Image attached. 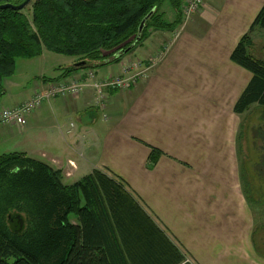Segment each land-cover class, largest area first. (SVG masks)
<instances>
[{
    "label": "crops",
    "instance_id": "obj_1",
    "mask_svg": "<svg viewBox=\"0 0 264 264\" xmlns=\"http://www.w3.org/2000/svg\"><path fill=\"white\" fill-rule=\"evenodd\" d=\"M203 2L177 33L147 32L136 53L143 62L158 56L133 89L108 92L104 111L92 105L94 92L84 89L45 102L26 117L25 127L31 118L44 129L0 123V141H24L26 151L14 153L59 171L65 186L93 171L123 183L182 264H264L255 237L264 224L259 214L264 200L252 196L264 180L257 182L263 177L257 164H249L262 155L246 156L244 164L242 114L234 111L251 74L230 60L242 36L264 31L249 33L264 0ZM160 12L165 16L164 6ZM76 61L64 62L51 79L23 87L11 101L5 90L0 109L26 102L49 81L81 77L82 69L61 76ZM98 70L92 72L97 79L110 75L98 77ZM78 114L84 115L73 123ZM152 150L160 155L150 164Z\"/></svg>",
    "mask_w": 264,
    "mask_h": 264
},
{
    "label": "trees",
    "instance_id": "obj_2",
    "mask_svg": "<svg viewBox=\"0 0 264 264\" xmlns=\"http://www.w3.org/2000/svg\"><path fill=\"white\" fill-rule=\"evenodd\" d=\"M23 1L0 0V5ZM165 1L175 14L172 22L160 12ZM182 1L32 0L30 19L24 9L1 10L0 98L3 81L14 74L18 59H34L45 50L87 62L86 67L68 68L64 77L117 61L150 29L173 31L180 25ZM149 14L138 42L130 48L141 20ZM254 28L264 30V3L249 33ZM251 45L245 34L230 54L234 64L251 74L234 111L243 114L255 105L264 120V59L247 53ZM159 155L152 150L149 163ZM16 214L24 221L21 230L13 218ZM0 264H182V259L123 183L93 171L65 186L59 171L23 153H8L0 155Z\"/></svg>",
    "mask_w": 264,
    "mask_h": 264
},
{
    "label": "rangeland",
    "instance_id": "obj_3",
    "mask_svg": "<svg viewBox=\"0 0 264 264\" xmlns=\"http://www.w3.org/2000/svg\"><path fill=\"white\" fill-rule=\"evenodd\" d=\"M183 1L181 3V6L183 4ZM203 3H202V5H203ZM163 6H164V12L166 13L164 16V20L167 22L173 21L174 13H173V10H172L170 4L167 1H165L162 4V7ZM181 6H180V9H181ZM23 12H24L25 16L28 17V19H30V7L27 6L23 10ZM195 13H197V12H195ZM181 14H182V10H181ZM194 14H192V16L189 19H182L180 25H178L173 31H175L177 28H179L177 30V31H179L184 26H186V24L191 20V18H193ZM177 31H175V32L177 33ZM251 38L256 44H255L254 49H252L250 46L247 47V49H249V54L253 55V57H255L257 59H264V31L252 32ZM251 38L249 37L250 40H251ZM137 47L138 46H136L132 51L128 52L127 54H124L117 61H112V62L105 64V65H99L98 67L93 68L92 70H89L88 68L82 69L84 71L83 74H85L86 72H89V71L95 72L99 68L100 70H98V77L100 75L105 77L106 74H110L109 76L115 77L116 73L119 74L122 71L121 70L122 69L121 63H122V65H125L128 62H134L136 60L143 62L142 58H140L142 56L141 55L139 56L136 53ZM134 54H137V56H139V58L138 57L136 58ZM157 56H158V54L153 55L152 59H154ZM70 59H75V58L53 54V53H50L48 51H45L44 55H42L41 57H36L34 59H30V60L18 59L15 62L14 74L10 78L5 79L8 81L7 88L6 89L3 88V92L5 90H7L6 91V94H7L6 100L11 101V100L15 99L19 95L18 93L21 91V89L25 86L26 87L35 86L37 84V82L39 81L40 77H45L48 79L55 77L56 75H58L57 70L59 69V66L63 65L64 62H66L67 60H70ZM83 74H82V76H84ZM135 86L136 85L130 86L128 91L133 89ZM115 91H117V90H115ZM97 109H99V108H97ZM104 110H105V107H104L103 111ZM59 115H60V113L57 114V117ZM83 115L84 114H82V115L78 114L77 116H74L72 118V120H73L72 122L78 124L77 118H80ZM261 115H262L261 110L255 105H253L248 110H246L242 114V126L243 127H242V132H241L242 147H243L242 157H243L244 164H248V161L245 158L246 156H248V157L249 156H255L256 154L262 155V157H258V159L255 162H254L255 159L254 160L252 159L249 162L250 165L257 164L259 176L263 177L262 179L257 180V182H259V183H260V181L264 180V141H262L259 138V136H260L262 139H264V135H262L264 133V120H263V117H261ZM48 116H49V113H48ZM50 117H51V115H50ZM68 119H66V122L68 121ZM30 123H31V127H33V128H38V129H44L45 128V126L41 123L39 125H37L36 122H32L31 118L28 120L27 126L26 127L24 126V127L25 128L29 127ZM9 126H14V125H9ZM23 136H25V134H23ZM19 140H20L19 138H16V139H7V141H0V155L8 154V153H14V152H22L24 150L26 151L25 142L23 141V142L18 143ZM250 140L252 142H255V143L253 145H251ZM255 148H257V150ZM79 179H80L79 177L78 178H72L71 180L65 182V184L71 185L73 182L78 181ZM259 187L257 186L255 188H259ZM256 191H257V193L256 194L252 193V196H254L256 201H258L260 203V201L262 202L264 200V186H262L261 189H256ZM261 209H263V210H261ZM259 214L262 215V216H260V218L264 221V207L263 206H261ZM69 217H70L69 220L71 223L76 222L75 216L70 215ZM257 233L258 234H256L255 237H256L257 245H258V252H260L262 254V253H264V224H261L260 226H258Z\"/></svg>",
    "mask_w": 264,
    "mask_h": 264
},
{
    "label": "built area",
    "instance_id": "obj_4",
    "mask_svg": "<svg viewBox=\"0 0 264 264\" xmlns=\"http://www.w3.org/2000/svg\"><path fill=\"white\" fill-rule=\"evenodd\" d=\"M203 0H184L181 6L182 19H189L192 14L198 12ZM153 60L141 62L136 60L122 65V71L115 77L107 76L103 79L92 80V71L86 72L85 76L73 77L67 81L50 82L46 87L36 92L29 100L13 108L0 109V123L3 125H14L22 127L25 125L26 117L40 106L55 98L77 96L84 89H91L95 98L92 105L104 109L107 93L113 90L128 91L130 86L146 77ZM92 70V69H89ZM103 116L104 112H103Z\"/></svg>",
    "mask_w": 264,
    "mask_h": 264
},
{
    "label": "water",
    "instance_id": "obj_5",
    "mask_svg": "<svg viewBox=\"0 0 264 264\" xmlns=\"http://www.w3.org/2000/svg\"><path fill=\"white\" fill-rule=\"evenodd\" d=\"M32 0H24L22 3L20 4H3V5H0V11L1 10H5V9H11L13 11H22L23 9H25L30 3H31ZM150 16L147 15L144 19L141 20L139 26H138V33H137V37L135 39V41L130 45V48H132L139 40V35L141 33V31L143 30V27H144V23L145 21L147 20V18ZM87 66V62L86 61H81V62H76L74 64V67L75 68H82V67H86ZM16 221V226L18 227V230H21L23 228V224H24V221L22 219V217L20 215H14L13 217Z\"/></svg>",
    "mask_w": 264,
    "mask_h": 264
},
{
    "label": "bare ground",
    "instance_id": "obj_6",
    "mask_svg": "<svg viewBox=\"0 0 264 264\" xmlns=\"http://www.w3.org/2000/svg\"><path fill=\"white\" fill-rule=\"evenodd\" d=\"M93 74V73H92ZM92 80H98L95 76H94V74H93V78H92Z\"/></svg>",
    "mask_w": 264,
    "mask_h": 264
}]
</instances>
